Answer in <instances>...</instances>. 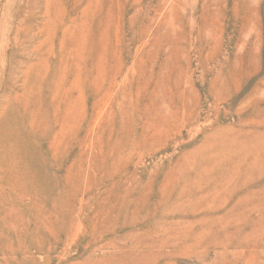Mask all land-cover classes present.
I'll return each mask as SVG.
<instances>
[{
	"label": "rangeland",
	"instance_id": "1",
	"mask_svg": "<svg viewBox=\"0 0 264 264\" xmlns=\"http://www.w3.org/2000/svg\"><path fill=\"white\" fill-rule=\"evenodd\" d=\"M0 264H264V0H0Z\"/></svg>",
	"mask_w": 264,
	"mask_h": 264
}]
</instances>
